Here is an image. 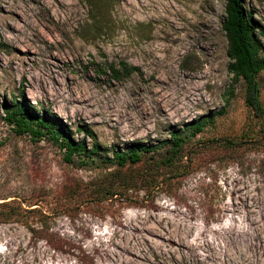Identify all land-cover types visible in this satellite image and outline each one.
Masks as SVG:
<instances>
[{"label":"rangeland","instance_id":"rangeland-1","mask_svg":"<svg viewBox=\"0 0 264 264\" xmlns=\"http://www.w3.org/2000/svg\"><path fill=\"white\" fill-rule=\"evenodd\" d=\"M109 1L96 32L85 0H0V202L38 204L50 216L47 242L0 224V264H130L128 252L145 258L137 264H264V119L245 106L240 83L199 138L259 143L172 193L139 192L128 206L60 203L66 184H88L96 173L67 166L50 143L4 122L2 103L23 90L36 108L72 128L88 125L109 146L164 139L170 127L224 107L231 75L222 0ZM243 1L264 25V0ZM122 63L134 71L116 79L112 68ZM258 79L264 108V72Z\"/></svg>","mask_w":264,"mask_h":264},{"label":"trees","instance_id":"trees-1","mask_svg":"<svg viewBox=\"0 0 264 264\" xmlns=\"http://www.w3.org/2000/svg\"><path fill=\"white\" fill-rule=\"evenodd\" d=\"M85 1L92 26L99 32L111 2ZM222 1L224 14L220 27L227 42V72L231 75V85L224 94L225 105L183 126L170 127L164 139L118 141L105 146L88 125L68 126L51 110L33 106L23 90L2 103L3 120L14 134L28 136L33 142L45 140L61 152L62 162L67 166L96 173V178L88 184H66L60 203L74 205L86 199L91 205L104 207L107 204L105 209L109 208V203L133 205L139 192L146 197L158 191L172 193L180 181L201 172L206 165L222 164L227 154L237 152L242 145L259 143L244 141L242 137L199 138L206 130L213 129L226 113L237 83L242 86L244 104L253 117L264 119L258 79L264 72V25L253 18L243 0ZM132 71L134 69L126 63H122L119 70L112 68L116 79ZM7 200L0 202V224L18 223L32 237L47 242L46 219L50 216L36 207L38 204L26 208L16 199ZM34 222L39 226H33Z\"/></svg>","mask_w":264,"mask_h":264},{"label":"bare ground","instance_id":"bare-ground-1","mask_svg":"<svg viewBox=\"0 0 264 264\" xmlns=\"http://www.w3.org/2000/svg\"><path fill=\"white\" fill-rule=\"evenodd\" d=\"M178 246H181V245L178 244ZM128 254H130V255L132 256V258L134 259L133 262H131V263L129 262L130 264H137V263H135L137 259H141V260H143V261H146L145 258L142 257V256H138V255H136V254L129 253V252H128ZM137 261H138V260H137ZM151 264H166V263H164L163 261H156V262H153V263H151Z\"/></svg>","mask_w":264,"mask_h":264}]
</instances>
